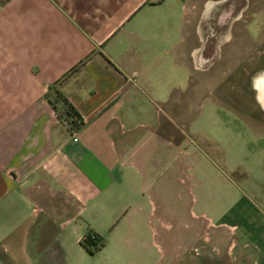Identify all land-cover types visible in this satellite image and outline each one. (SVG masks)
I'll use <instances>...</instances> for the list:
<instances>
[{
    "label": "crops",
    "instance_id": "1",
    "mask_svg": "<svg viewBox=\"0 0 264 264\" xmlns=\"http://www.w3.org/2000/svg\"><path fill=\"white\" fill-rule=\"evenodd\" d=\"M199 6L0 0V264H87L90 231L149 246L155 200L131 155L157 135L154 100H173V73L189 57L200 69L188 28Z\"/></svg>",
    "mask_w": 264,
    "mask_h": 264
},
{
    "label": "rangeland",
    "instance_id": "2",
    "mask_svg": "<svg viewBox=\"0 0 264 264\" xmlns=\"http://www.w3.org/2000/svg\"><path fill=\"white\" fill-rule=\"evenodd\" d=\"M251 1L250 27L231 25L227 3L198 0L190 15L202 22L188 28L200 69L189 57L173 73V100H154L157 135L131 155L148 173L155 235L146 249L103 235L87 264H264V107L252 80L264 73V0Z\"/></svg>",
    "mask_w": 264,
    "mask_h": 264
},
{
    "label": "trees",
    "instance_id": "3",
    "mask_svg": "<svg viewBox=\"0 0 264 264\" xmlns=\"http://www.w3.org/2000/svg\"><path fill=\"white\" fill-rule=\"evenodd\" d=\"M58 98H62L61 93H57ZM65 103L67 104V111L66 117H74L76 116L78 119H80L79 112L71 105L69 104L68 100L64 99ZM72 124L74 127H79L81 124L80 120H73ZM82 246L90 253L95 254L98 252L103 246H104V238L102 236H99L97 233L90 231L87 236L82 241Z\"/></svg>",
    "mask_w": 264,
    "mask_h": 264
},
{
    "label": "flooded vegetation",
    "instance_id": "4",
    "mask_svg": "<svg viewBox=\"0 0 264 264\" xmlns=\"http://www.w3.org/2000/svg\"><path fill=\"white\" fill-rule=\"evenodd\" d=\"M222 2L227 3L228 7L232 8L231 13H233L234 15H232L231 21L233 23L230 22L231 25H233L234 23H241L242 21H244V22H248L247 26H249V24L253 21L252 17H250L249 19H244L241 15L246 14V12L249 10L251 12L250 16H252L254 13H257L256 10L252 11L251 0H222ZM260 11H263V9H261ZM247 16L249 17V15ZM230 28L232 29V27ZM252 80L254 82L255 80L254 77L252 78Z\"/></svg>",
    "mask_w": 264,
    "mask_h": 264
},
{
    "label": "bare ground",
    "instance_id": "5",
    "mask_svg": "<svg viewBox=\"0 0 264 264\" xmlns=\"http://www.w3.org/2000/svg\"><path fill=\"white\" fill-rule=\"evenodd\" d=\"M254 82H255V88L259 92V99L262 102L263 107H264V73L260 75L259 77L257 76Z\"/></svg>",
    "mask_w": 264,
    "mask_h": 264
},
{
    "label": "built area",
    "instance_id": "6",
    "mask_svg": "<svg viewBox=\"0 0 264 264\" xmlns=\"http://www.w3.org/2000/svg\"><path fill=\"white\" fill-rule=\"evenodd\" d=\"M73 120H77L78 121L80 119H78L76 116H74V117H66L64 122L69 128H74V125L72 124ZM75 140H78V138H75Z\"/></svg>",
    "mask_w": 264,
    "mask_h": 264
}]
</instances>
